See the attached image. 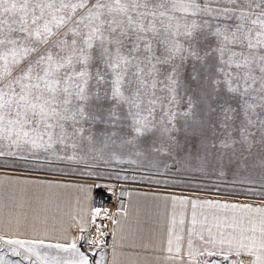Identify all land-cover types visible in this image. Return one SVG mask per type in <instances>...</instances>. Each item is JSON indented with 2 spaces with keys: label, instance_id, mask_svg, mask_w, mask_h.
<instances>
[{
  "label": "snow or ice",
  "instance_id": "1",
  "mask_svg": "<svg viewBox=\"0 0 264 264\" xmlns=\"http://www.w3.org/2000/svg\"><path fill=\"white\" fill-rule=\"evenodd\" d=\"M9 160L128 164L157 185L216 177L264 197V0H0ZM165 200L173 223L192 209L185 236L168 231L172 264H264V199ZM77 215L52 236L38 216L0 214V249L19 257L0 264H119L117 232L89 231L100 210Z\"/></svg>",
  "mask_w": 264,
  "mask_h": 264
},
{
  "label": "crops",
  "instance_id": "2",
  "mask_svg": "<svg viewBox=\"0 0 264 264\" xmlns=\"http://www.w3.org/2000/svg\"><path fill=\"white\" fill-rule=\"evenodd\" d=\"M97 183L91 178L0 169V214L6 215L9 209L15 207L18 212L27 213L30 219L38 216L42 222L40 226L46 228L52 236H58L60 230L67 227L73 216L79 219L78 213L84 215L91 213L93 188ZM168 196L254 204L264 199L246 201L157 187L128 186L123 208L115 216V219L120 220V229L117 230L113 224L110 227V244L114 231L117 232V240L122 244V247L117 249L119 264H172L165 259L167 254L162 250L166 245L168 231L171 229L174 236H185L186 230L192 227V209L190 205L184 208L178 205L173 223L171 203L165 200ZM181 211L184 212L183 216L180 214ZM196 211L198 219H202V213L210 212L207 207L198 208ZM181 219L184 221L183 224L180 223ZM120 236L125 239L120 241ZM149 242V247L142 246ZM107 251L108 259L111 260V248ZM100 252L101 249L97 248V259ZM51 254L56 253L52 250Z\"/></svg>",
  "mask_w": 264,
  "mask_h": 264
},
{
  "label": "rangeland",
  "instance_id": "3",
  "mask_svg": "<svg viewBox=\"0 0 264 264\" xmlns=\"http://www.w3.org/2000/svg\"><path fill=\"white\" fill-rule=\"evenodd\" d=\"M40 166H37L35 162H29L25 164L23 161H17L12 163L11 160L7 164L0 163V169H10V170H22V171H38L46 173H54L60 175H70L83 178H91L107 186L111 182L121 183L126 187L128 186H146V187H157L167 190L175 191H186V192H195L201 193L205 196L210 197H228L235 198L240 200L249 201V199L264 198L261 197L260 186L259 184L251 186L255 194L248 193V187L233 185L231 182H222L216 177L209 178H192L189 179L187 176L180 177L179 181L176 184L165 186L163 184H155L152 180L146 177L144 169H137L133 165H122V166H113V165H97L95 168H84L83 165H76L75 163L70 162H54L52 164H44L43 160L39 162ZM35 169V170H33ZM123 169V170H121ZM93 172L98 173L99 175L88 176L86 173ZM123 177H128L124 179ZM135 177V179H133ZM154 179H166V177L160 176L155 177ZM211 181V182H209ZM230 181V178H229ZM233 192L243 193L240 195H232ZM0 257H3L6 261H15L19 257L13 256L7 247L0 249Z\"/></svg>",
  "mask_w": 264,
  "mask_h": 264
},
{
  "label": "built area",
  "instance_id": "4",
  "mask_svg": "<svg viewBox=\"0 0 264 264\" xmlns=\"http://www.w3.org/2000/svg\"><path fill=\"white\" fill-rule=\"evenodd\" d=\"M126 190V186L116 182H111L108 187L102 183H97L93 188V202L91 205V212L99 209L100 216L96 217V224L91 225L89 231H91L93 228L100 227L101 230L108 233L104 239H106L109 244L110 227L112 225V221L106 217L104 213L107 211L108 215L115 219L116 213L123 208L126 198ZM85 235H87V233H85Z\"/></svg>",
  "mask_w": 264,
  "mask_h": 264
}]
</instances>
